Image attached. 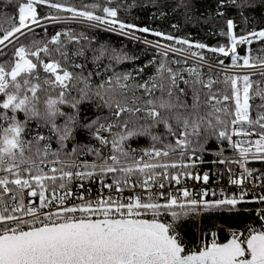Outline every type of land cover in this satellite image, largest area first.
<instances>
[{"label":"snow or ice","instance_id":"1","mask_svg":"<svg viewBox=\"0 0 264 264\" xmlns=\"http://www.w3.org/2000/svg\"><path fill=\"white\" fill-rule=\"evenodd\" d=\"M11 2L0 9V264H264V223L226 243L211 232L198 250L180 230L264 203V168L251 166L264 162V27L249 28L248 0H217L216 45L121 18L136 0H24L15 15ZM93 29L153 54L139 62ZM78 133L87 140L73 143ZM209 153L222 171H200ZM213 174L237 192L188 184Z\"/></svg>","mask_w":264,"mask_h":264},{"label":"trees","instance_id":"2","mask_svg":"<svg viewBox=\"0 0 264 264\" xmlns=\"http://www.w3.org/2000/svg\"><path fill=\"white\" fill-rule=\"evenodd\" d=\"M20 2H24V0H12L10 4H7V11L12 15H15L16 6ZM74 2L77 6H79L81 3H90L91 0H74ZM125 2L132 3V0H125ZM162 2L166 5L162 9L165 13V16L163 17L159 16L157 7L151 4V0H136V3L140 6L133 8L131 12L122 11L121 18L141 26L148 25L155 29L173 32L178 36H189V38L193 41H201L208 43L209 45H216L218 41L226 42L224 37L212 34L218 29L225 27L223 20L215 16L217 0H183L184 4L188 5V19H186V9L183 5H181V0H162ZM240 2L241 0H238V3ZM248 2L251 6H245L242 11L249 19V28L264 27V0H248ZM177 5L181 6L177 7ZM3 7L4 0H0V9H3ZM174 7L176 10L172 11ZM40 11L44 14L49 10L46 6H42ZM240 11L241 9L230 7L227 15L234 20L240 21ZM209 17L211 18L209 19ZM172 24H177L179 26L178 30H173L171 27ZM5 26H7V24H5ZM240 26L243 27L242 22ZM54 30H59V26H50L48 29L50 34ZM90 34L101 43L110 44L118 49L124 47L130 54H139L141 56V61L139 62L146 61L153 54L151 50H148L147 53H145L142 45H136L134 42L116 34H111L105 31H97L94 29ZM40 35H43V33L41 32ZM148 37L157 39L150 35ZM257 46L258 45H254V47ZM241 51H243V49H241ZM207 55L211 56L212 54L208 53ZM256 102L259 101L257 100ZM84 115L94 117L95 113L92 108L85 105L82 111V116ZM86 140L87 137L83 133H78L76 141L73 143ZM139 143L140 146L143 147L146 146L148 140L146 137L140 138ZM69 147H71V144ZM210 147L213 151L216 149V145L214 143L211 144ZM215 159L216 157L209 153L205 156L207 163L202 164V166L210 167L219 165L212 163ZM251 166L257 169L264 168V162L253 161L251 162ZM215 198L220 197L216 196ZM250 199L251 198L249 197V200ZM256 207L257 202H243L238 204L235 209L232 210H228L227 207H225L223 210H213L199 215H194L187 221L183 222L180 230L184 234V237L189 241H194L200 234L209 232L210 230L217 231L222 238H225L227 236L226 231L228 228H240L253 221L256 217Z\"/></svg>","mask_w":264,"mask_h":264},{"label":"built area","instance_id":"3","mask_svg":"<svg viewBox=\"0 0 264 264\" xmlns=\"http://www.w3.org/2000/svg\"><path fill=\"white\" fill-rule=\"evenodd\" d=\"M223 167L224 166L220 165V164L219 165L210 166V167H205V166L200 165V171L201 172L208 171L210 173H217L218 171H222ZM188 184H189V186H193L194 185L197 190L202 189V188H210L212 190H215L217 192V197H220L219 196V189L221 187L227 188L228 193L237 192V189L234 186H229L228 185L227 176L220 177V176L215 175V174L210 175V181H209L208 185H203L202 183H196L194 181H189ZM256 191L259 192L260 189H257ZM93 195H95V186H93ZM260 209H264V203L257 202V207H256V211H255V216H256L255 219L253 221L249 222L247 225H245L243 227H240V228H228L227 231H226V235L227 236L225 238H222L217 231L210 230L209 232H205L203 234H200L197 237V239H195L194 241H189L188 239H186L184 237V234H183V239H184L185 243L189 246V248L191 250H198L202 246L203 243L210 242V240H211L210 233L211 232H216L217 233V236H216L217 240L219 242H223V241L231 238V233L233 231L244 232L250 226L251 227H255V228H260L261 224L264 223V221H261L259 219V216H258V211Z\"/></svg>","mask_w":264,"mask_h":264},{"label":"water","instance_id":"4","mask_svg":"<svg viewBox=\"0 0 264 264\" xmlns=\"http://www.w3.org/2000/svg\"><path fill=\"white\" fill-rule=\"evenodd\" d=\"M230 239V238H229ZM228 240V239H227ZM227 240H225V241H223V242H221V243H226L227 242Z\"/></svg>","mask_w":264,"mask_h":264},{"label":"rangeland","instance_id":"5","mask_svg":"<svg viewBox=\"0 0 264 264\" xmlns=\"http://www.w3.org/2000/svg\"><path fill=\"white\" fill-rule=\"evenodd\" d=\"M148 39H150V40H154L153 38H149V37H147Z\"/></svg>","mask_w":264,"mask_h":264}]
</instances>
